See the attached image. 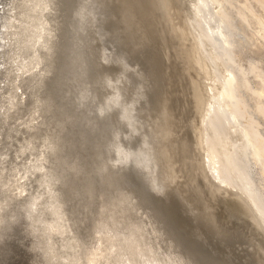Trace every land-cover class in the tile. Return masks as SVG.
I'll return each instance as SVG.
<instances>
[{"label":"bare ground","instance_id":"1","mask_svg":"<svg viewBox=\"0 0 264 264\" xmlns=\"http://www.w3.org/2000/svg\"><path fill=\"white\" fill-rule=\"evenodd\" d=\"M129 1L0 0V264H233L207 246L204 208L198 219L194 206L180 217L171 205L175 147L159 149L149 116L164 105L160 79L154 100L131 55L139 28L111 25L132 16ZM151 1L161 28L166 10L179 31L181 47L172 27L166 34L187 58L213 210L264 260V181L254 176H264V69L246 50L252 39L264 47V0Z\"/></svg>","mask_w":264,"mask_h":264},{"label":"rangeland","instance_id":"2","mask_svg":"<svg viewBox=\"0 0 264 264\" xmlns=\"http://www.w3.org/2000/svg\"><path fill=\"white\" fill-rule=\"evenodd\" d=\"M134 2H132L134 5V7H130V9L132 8V16H127L126 17V20L124 21L123 18L120 22V17L118 18L115 17V19L111 22L112 24L111 25H114V24H117L120 25V30H122V32L124 30H134V27L133 25L135 24V26H137L139 29H138V32H137V37L136 36H133L132 35V32L130 33V35L132 36V39L134 37V39L138 38V41L140 40V44L142 45H138L140 46L137 50H141V52L138 51L131 54L134 56V61L138 62L137 64L140 65V67L143 69L144 67V70L147 71L146 73L150 75V77L148 76H145V78H149L151 79V86H152V91L149 93L150 97H154L152 99H156L158 95H161L159 96V99L161 98L162 102L160 103V105L162 103H164V105L162 104L161 107L158 106V108H155L153 109L154 107H152L151 111H150V114L149 116H151V120H156L154 121V129H156L157 127V132L158 134L160 133L161 134V137L162 139L164 140H161L160 143H158V147L159 149H161V146L164 145V142H165V139L167 142H165V144L167 145V150H170L171 148L175 147L174 148V152L176 153H173V160L170 164V167H171V170L169 172L167 176V189L169 191V194H170V201H171V205L173 206V209L177 212L178 216L181 217V215L184 216V208H188V204L190 205L191 208H193V206L195 207V214H193V212L191 211L190 213L192 215H196L198 216L197 218L200 219L201 218V215L199 216V214L201 212H203L204 210H201L202 208L205 209V213L203 212V219L206 221L205 224L207 225H203V226H206L204 229L208 230L206 231V236H203L205 237V240H206V244L207 246L211 247L212 249H215V251H218L219 252V255L220 256H224V258L228 261H230L231 263L233 264H264V260H262L263 258L260 257L259 254L255 255L256 254V251H254V253L252 252V254H248L247 253V250L245 248V246L243 245V243L238 239V235H235V232L232 231L231 229H228L226 228L224 225H222L220 223V220H219V211L218 210H213V207L210 203V200L212 201L211 199V195H210V192L207 188V183L204 179V177L202 176V173H200L202 171V163L204 162L205 158H206V155H205V151L199 146L198 144V141H197V137H196V133H197V125H198V114H197V110H198V102L196 101V98L194 97L195 95V90L193 88H190L191 85L189 83V80H188V74H186V71H185V64H184V61L187 60V58L185 57L186 55H182L179 54L180 51H182V49H177L178 47H174L173 46V56H172V51H171V47H170V43H169V40L167 39L168 38V34H166V29L167 28H171L172 24L171 21L173 20L172 16L170 15V18H171V21L169 20V17H168V13L167 11L165 10V12L163 11V14H164V17L167 18L166 20V29H162V24H161V21L159 22L158 20L160 19L159 15H158V12L157 13H153L156 12V9L154 10V5H153V2L151 0H149V2H145L146 0H133ZM131 2V0L129 1ZM140 2V3H139ZM152 2V3H151ZM146 5H145V4ZM131 4V3H130ZM141 4V5H140ZM151 4V5H150ZM149 5V7H148ZM255 7L257 9V11L259 12H262V9L259 5H257V3L255 2ZM146 6V8L144 7ZM136 7V8H135ZM149 8V10H148ZM152 8V9H151ZM143 11V13L140 11V10ZM153 10L151 12V10ZM134 11V13H133ZM149 12V14H148ZM142 13V14H141ZM153 13V14H152ZM167 13V15H166ZM263 13V12H262ZM134 14V15H133ZM146 14V16L144 17V15ZM170 14V13H169ZM152 16V17H149V16ZM155 15V16H154ZM135 16V17H134ZM137 16V17H136ZM143 16V17H142ZM158 16V17H157ZM158 18V20L154 19V18ZM118 18V19H116ZM122 18V17H121ZM134 18V19H133ZM144 18V19H143ZM146 18V19H145ZM129 19H132L130 21H128ZM118 20V21H117ZM138 20V21H137ZM149 20V21H148ZM116 21V22H115ZM128 21V25L127 22ZM135 23H134V22ZM124 22V24H123ZM149 22L150 25H149ZM174 22V20H173ZM121 23V24H120ZM130 23V24H129ZM133 23V25H132ZM160 24L161 26L159 27L158 24ZM123 24V25H122ZM143 24V25H142ZM147 24V25H146ZM153 24V25H152ZM125 25V27H123ZM129 25H132L129 27ZM152 25V27H151ZM165 25V24H164ZM154 26V27H153ZM157 26V27H156ZM179 26V25H178ZM113 27V26H111ZM119 29V26H114V29L117 28ZM129 29H128V28ZM133 27V28H132ZM142 27V29H141ZM149 27V28H148ZM254 27V28H253ZM253 27H246V32L250 35L251 33H253L255 30V26L253 25ZM127 28V29H126ZM153 28V29H152ZM158 28V29H157ZM160 28V29H159ZM179 28V27H178ZM146 31H145V30ZM152 29V30H151ZM248 29V30H247ZM162 30V31H161ZM165 30V31H164ZM141 31V32H140ZM146 33H145V32ZM148 31V32H147ZM160 33H159V32ZM172 31L173 33H176V34H173L174 36H176L178 38V42L180 43V39H179V31L178 32H175L173 30V27H172ZM177 31V30H176ZM135 33V32H134ZM158 33V34H157ZM144 34V35H143ZM147 34V35H145ZM156 34V35H155ZM247 34V35H248ZM152 35V36H151ZM159 35V36H158ZM136 37V38H135ZM151 37V38H150ZM160 37V38H159ZM173 37V36H172ZM175 37V39H176ZM244 37V35L242 36ZM247 36H245L244 38H246ZM131 38V37H130ZM128 38L129 40V43L130 45L128 47L131 46V44L136 40H132ZM145 38V39H144ZM157 40H156V39ZM142 39V40H141ZM148 39V40H147ZM150 39V40H149ZM132 40V41H131ZM155 40V41H154ZM164 42H163V41ZM166 40V41H165ZM168 40V41H167ZM174 40V39H173ZM255 39H252V40H249L250 44L248 43V47H247V55L250 56V57H253L254 59L258 60L259 61V65L261 67H263L264 69V47L258 42V41H254ZM152 41V42H151ZM154 41V42H153ZM161 41V42H160ZM146 42V43H145ZM149 42V43H148ZM156 42V43H155ZM167 42V43H166ZM162 44V45H160ZM166 44V45H165ZM134 44H132L133 46ZM148 45V46H147ZM159 45V47H158ZM169 45V46H168ZM179 45V44H178ZM145 46V50H147L148 53H146V51L142 48ZM183 46L182 43H180V46L181 47ZM142 47V48H141ZM132 47H130L131 49ZM150 48V50H149ZM155 48V49H154ZM170 48V50H169ZM163 49V50H162ZM131 50H135V49H131ZM157 50V51H155ZM166 50H167V53H166ZM151 51V52H150ZM161 51V52H160ZM163 51V52H162ZM147 54H145V53ZM151 54H150V53ZM155 52V53H153ZM137 53V54H136ZM171 53V54H170ZM175 53V54H174ZM135 54V55H134ZM140 54V55H139ZM142 54V55H141ZM145 54V55H144ZM161 54V55H160ZM138 55V56H137ZM149 55V56H148ZM154 55L155 59H151V57ZM165 57H164V56ZM137 56V58L135 57ZM146 57V58H142V57ZM168 58H167V57ZM262 57V58H261ZM136 58V59H135ZM140 58V59H138ZM158 58V59H157ZM163 58V59H162ZM138 59V60H137ZM147 59V60H146ZM168 59V60H167ZM156 61V62H152V61ZM141 61V62H139ZM148 61V62H147ZM159 61V62H157ZM161 61V62H160ZM175 61V62H174ZM144 62V63H143ZM151 62V63H149ZM153 63V64H152ZM157 63V64H156ZM165 63V64H164ZM180 63V64H179ZM182 63V64H181ZM153 66H152V65ZM151 65V66H150ZM161 65V67H160ZM177 65V66H176ZM182 65H183V69L182 68ZM143 66V67H142ZM150 66V67H149ZM159 66V67H157ZM169 66V67H168ZM171 66V67H170ZM180 66V67H179ZM156 67L159 68V70L157 69H154ZM176 67V68H175ZM148 68V70H146ZM180 68V69H179ZM156 70L159 75L161 76H157L158 73L155 74ZM179 69V71H178ZM149 70L150 72L152 73H149ZM176 70V71H175ZM182 70V71H181ZM178 71V72H177ZM163 74H162V73ZM185 72V73H184ZM166 74V75H165ZM178 74V75H177ZM181 74V75H180ZM152 75V76H151ZM163 75V76H162ZM176 75V76H175ZM157 76V77H156ZM167 76V77H165ZM171 76V78H170ZM186 76V77H185ZM152 77V78H151ZM177 77V78H176ZM185 77V78H184ZM158 78V79H157ZM161 78L163 79V81H160ZM180 78V79H179ZM183 78V79H182ZM260 78V77H259ZM257 79V76H255L254 74H250L249 76V81L250 83L253 85V87H258L259 86V82H261L260 80L261 79ZM157 79V80H156ZM160 79V80H159ZM155 80V83L154 81ZM158 88H157V82L158 81ZM166 80V81H165ZM259 80V82H258ZM153 81V82H152ZM177 81V82H176ZM185 81V82H184ZM161 82V83H160ZM189 83V84H188ZM156 84V85H155ZM161 84V85H160ZM258 84V86H257ZM169 87H168V86ZM161 86V88H160ZM190 86V87H189ZM167 87V88H166ZM154 88H157L156 90ZM165 89V90H163ZM172 91H171V90ZM153 90L155 91L153 92ZM161 92H159V91ZM162 90V91H161ZM168 90V91H166ZM194 93H193V91ZM165 91V92H164ZM155 93L154 95H156V98L155 96L153 95V93ZM249 92V93H248ZM247 92V95H248V98H250L249 96L254 97L252 95V93L250 91ZM152 93V94H151ZM164 95V96H163ZM170 97V98H169ZM250 98V99H251ZM165 99V100H164ZM249 99V100H250ZM253 99V98H252ZM251 99V100H252ZM249 101L250 104L253 105L254 103V100L253 103L252 101ZM171 103H170V102ZM170 104V105H169ZM166 106V107H165ZM165 108V109H162ZM172 107V108H171ZM167 108V109H166ZM154 110V111H153ZM157 112H156V111ZM165 110V111H164ZM168 110V112H167ZM164 112H167V113H163ZM156 113V114H155ZM161 113V114H160ZM171 113V114H170ZM173 113V115H172ZM153 114V117L152 115ZM165 114V115H164ZM170 117H165L163 118L164 116H167V115ZM156 115V116H155ZM158 115V116H157ZM155 117V118H154ZM157 117V118H156ZM158 117H159V121H158ZM172 118V119H171ZM164 119H168V123L170 122V119H171V122H173L172 126L169 127V124L166 125L165 123L167 121H165ZM173 120V121H172ZM163 124H161V122ZM165 121V123H164ZM262 121V128L264 129V119H261ZM157 124V126H156ZM163 125L162 127H160L159 125ZM166 127H165V126ZM175 126V127H174ZM163 128V129H162ZM173 128V130H172ZM165 129H166V133H165ZM161 130V131H160ZM170 130H172V134L170 132ZM163 132V133H161ZM170 134H169V133ZM159 134V136H160ZM165 134V135H163ZM174 134V135H173ZM163 135V136H162ZM169 135V136H168ZM173 135V136H172ZM171 136V138H170ZM164 137V138H163ZM169 137V138H168ZM176 137V139L174 138ZM170 140V144L168 140ZM173 139V140H172ZM175 139V140H174ZM172 141V142H171ZM170 144V146L168 147V144ZM175 143V144H174ZM162 144V145H161ZM161 145V146H160ZM165 145V146H166ZM173 145V147H172ZM176 145V146H175ZM170 148V149H169ZM256 179L258 180H262L264 181V176H260L259 174H255L254 175ZM260 178V179H259ZM187 199V200H186ZM186 202V203H185ZM204 202L206 203V205L208 206V203L210 204V207L211 209H209V206L206 208L204 205ZM186 204V205H185ZM197 204V206L195 205ZM203 206V207H201ZM198 208V210L196 209ZM201 208V209H200ZM194 209V208H193ZM197 210V211H196ZM199 211V213H198ZM201 211V212H200ZM213 212H214V215H213ZM198 214V215H197ZM202 214V213H201ZM205 215L209 218H206ZM205 217V218H204ZM212 217H215L216 218V221L217 223V229L214 228L212 229L213 227L211 225H213L214 223L211 221L213 220ZM195 218V217H194ZM201 219V220H203ZM207 219V220H206ZM209 220V221H208ZM208 221V222H207ZM212 222V223H211ZM196 223V222H195ZM188 226H190L191 230H195L196 226L194 224L193 221H190L188 222ZM210 224V225H209ZM215 226V225H214ZM208 227V228H207ZM210 227V228H209ZM212 229V230H211ZM253 255V256H252ZM226 256V257H225ZM257 258H255V257Z\"/></svg>","mask_w":264,"mask_h":264},{"label":"snow or ice","instance_id":"3","mask_svg":"<svg viewBox=\"0 0 264 264\" xmlns=\"http://www.w3.org/2000/svg\"><path fill=\"white\" fill-rule=\"evenodd\" d=\"M3 11H4V5H3V3H0V12H3ZM107 86L112 87V85L110 83L107 84ZM138 94H140V93L138 92ZM101 115H103V112H101Z\"/></svg>","mask_w":264,"mask_h":264}]
</instances>
